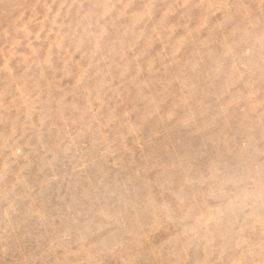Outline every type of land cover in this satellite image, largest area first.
I'll return each instance as SVG.
<instances>
[{
    "label": "rangeland",
    "instance_id": "374dc122",
    "mask_svg": "<svg viewBox=\"0 0 264 264\" xmlns=\"http://www.w3.org/2000/svg\"><path fill=\"white\" fill-rule=\"evenodd\" d=\"M0 264H264V0H0Z\"/></svg>",
    "mask_w": 264,
    "mask_h": 264
}]
</instances>
